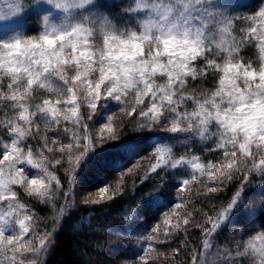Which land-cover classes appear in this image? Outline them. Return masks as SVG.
I'll list each match as a JSON object with an SVG mask.
<instances>
[{"label": "snow or ice", "instance_id": "6c2138e0", "mask_svg": "<svg viewBox=\"0 0 264 264\" xmlns=\"http://www.w3.org/2000/svg\"><path fill=\"white\" fill-rule=\"evenodd\" d=\"M10 7L19 13L25 5L11 0ZM32 7L40 16L36 34L0 35V113L5 117L0 121V264H41L51 234L39 233L36 213L22 201L53 199L61 180L49 169L59 171L65 157L69 183L76 184L92 151L88 122L105 119L109 105H119L136 123L133 134L117 145L121 154L138 152L137 138L162 124H170L165 130L171 133L218 137L216 150L223 155L207 165L195 155L175 158L170 146L152 147V172L169 165L190 166V179L179 181L181 191L200 183L210 199L220 190L218 185L237 172L264 175V0L247 16L227 14L207 0H133L123 12L132 14L135 23L124 27L99 11L94 0H32ZM237 24L242 26L237 29ZM246 48L254 50L252 56L242 54ZM213 74L209 90L188 93L190 78L206 80ZM38 90L47 95L37 100ZM189 101L192 111L186 109ZM69 124L82 134L73 133L69 139ZM114 124L107 116L101 139L106 133L114 140L123 131ZM41 135L42 140H36ZM57 150L59 158L52 163L45 153ZM247 181L245 174L243 183ZM243 183L224 213L215 220L202 213L206 223L195 225L206 247L225 215L240 210ZM109 191L99 188V199L86 203L107 202L119 194L109 196ZM163 198L161 187L149 193L145 203ZM169 216L177 222L164 228L163 240L160 224L145 239L165 244L180 231L187 235L193 214L187 212L181 223L177 204L163 213V225L169 224ZM258 227L247 240L236 242L226 264H264V224ZM180 251L173 249L172 256Z\"/></svg>", "mask_w": 264, "mask_h": 264}, {"label": "trees", "instance_id": "16d2710c", "mask_svg": "<svg viewBox=\"0 0 264 264\" xmlns=\"http://www.w3.org/2000/svg\"><path fill=\"white\" fill-rule=\"evenodd\" d=\"M239 9L246 10L244 15L252 14L257 9L259 0H244ZM98 9L112 20L122 19L123 10L133 3V0H94ZM26 10L22 20L26 31L34 35L37 32L39 20L38 10L32 7V0H23ZM244 8V9H243ZM242 25L237 24L239 29ZM252 48L242 50L245 57L253 55ZM215 74L210 75L206 80H189L188 93L199 95L209 90L215 82ZM194 105L189 101L186 105L188 111L193 110ZM131 109H128L130 111ZM82 114L87 115L86 112ZM113 125L118 131L114 140L104 135L100 138L89 123V134L93 138L90 157L81 165V171L77 176L76 184L69 183L68 173L55 170L57 177L61 180L64 193L71 188L83 192H92L101 187L114 186L119 189V194L114 199L100 203H74V206H63L65 210L62 218H57L52 210L51 203H43L38 200L25 199L38 218L39 232L45 231L51 234V243L43 253L41 264H124L121 260L113 262V248L123 246L121 241L122 231L128 225L133 229L138 228L139 232L148 236L153 227L162 225L160 240H163L164 228L170 225H163V213L181 206V223L187 212L193 214V219L187 229L170 237V242L161 244L155 240H147L148 248L145 250L144 260L147 264H225L219 258L220 251L230 242L231 231H241V239L254 235L259 231V225L264 224V175L259 172L245 173L237 172L235 177L218 185L219 191L212 194L209 199L205 193L207 188L200 183H191L187 189L181 191L179 181L190 179V171L182 174L183 165L176 167L168 166L165 170L157 169L152 172V165L156 163L152 157L153 146H170L175 158L181 156L185 160L192 155L200 157V162L207 165L209 161L216 162L222 157V152L216 150V139L209 134L205 139L198 135L187 133H171L165 129L170 124H162L146 137H138L136 142L139 145L138 152L121 154L117 145L133 134L136 123L124 115L120 108L112 112ZM3 115V113H0ZM77 129V128H76ZM215 131V128H212ZM77 135L81 130L77 129ZM36 140H42L36 137ZM35 141V140H34ZM36 142V141H35ZM34 142V143H35ZM191 149V152H189ZM138 155V156H137ZM182 167V168H181ZM248 175V181L243 183L244 175ZM199 176V173H197ZM206 180V175L203 178ZM243 191L239 203V211L233 209L225 215L223 222L205 246L204 236L201 229L195 225H203L206 218L202 213L213 220L225 212L232 198L238 191ZM216 186V185H213ZM161 187L164 191V198L156 203H145L149 193L158 192ZM74 194L75 190H73ZM144 211H137L140 208ZM61 210V209H60ZM147 212V215L144 212ZM175 219L174 216H169ZM176 219L172 222L175 224ZM171 224V223H170ZM207 227H211L208 223ZM255 229V231H253ZM139 234V233H138ZM182 242H186L187 247ZM180 248V253L173 257L172 250ZM113 254V255H112ZM107 262V263H108ZM136 264V263H134ZM144 264V263H141Z\"/></svg>", "mask_w": 264, "mask_h": 264}, {"label": "rangeland", "instance_id": "374dc122", "mask_svg": "<svg viewBox=\"0 0 264 264\" xmlns=\"http://www.w3.org/2000/svg\"><path fill=\"white\" fill-rule=\"evenodd\" d=\"M207 2L212 4L215 8H218L219 10L224 11L227 14H230L233 16L244 15L245 11H246V10L239 9V8H242V7H240V5L245 2L244 0H207ZM10 5H11V0H0V35H10V34H13L15 32H21L25 35H32L26 31L25 24H23V20H22V17H23L25 10H26V7H24L21 12L15 13L13 11V8L10 7ZM49 10H50L52 15L58 16V12L54 8L50 7ZM98 10L100 11V9H98ZM78 14L79 13L77 12V15ZM121 18L122 19L113 20V23L116 24L118 27H124L126 22H128L129 25L135 23V20L133 19L132 14H124V17L122 16ZM39 20H40V16H39ZM36 27H37V31H38L39 27H40V21L37 23ZM157 82L163 84V83H165V80L158 79ZM45 95H47V93L44 90H38L37 92L34 93V97H36L37 100L40 98H43ZM129 99H130V102H134V96L130 97ZM117 108H120V106L115 105V104L109 105L107 107V109H105V110H107V112L105 113V119H103L102 116L98 120H95V118H94V120L91 124V127H92V129L95 130V132L98 135H100V128H101L102 124L106 122V117L107 116L112 117L113 116L112 112H114ZM4 118H5L4 115H0V121H3ZM41 127L43 128V125H41ZM68 127L70 128V131L65 135H67V137L69 139H71L73 133L77 132V129L73 128V126L71 124H69ZM105 135H107V134L105 133ZM38 137H40V139H42V135L38 136ZM32 142L34 143L35 141H32ZM64 142L67 143L68 141L65 140ZM49 146H51L50 142H49ZM45 155L48 156L49 161H51L52 163H54L55 160L57 158H59L58 150L55 154L45 153ZM182 167H183L182 174H185L186 172L190 171V169H191L190 166L187 164H184ZM61 168H63V172H65V169L68 168L66 157H65L64 166ZM49 170L53 171V173L56 175L54 168H50ZM116 185L117 184H115L114 186L112 185V186L108 187L110 189V191L108 193L109 196L113 195V192H116V191L119 192V189L116 187ZM73 190H75L76 194H74ZM65 193H68V195L65 196ZM65 193H64V189L62 188V185H61V190L59 192H54L53 199L50 201L51 210L57 218H62L63 213L65 212V210H62L63 206H67V208H68V207L74 206V203H78V201L86 203L87 201H89L91 199H96V200L99 199L98 189L93 190L92 192H88V193L83 192L79 195V191L77 192L76 189L71 188L70 191H66ZM29 200H32V199H29ZM22 202L25 203V200ZM28 207H30V206H28ZM174 220H175L174 218L173 219L169 218L168 226L169 225L171 226V224ZM39 233L43 234V233H45V231H42ZM122 234H123V236H122L121 241L123 243V246L120 248H117V249L113 248L111 251L113 254L117 253L116 257L113 256V262H115V261L118 262L117 260L120 261L121 257L119 255H121L122 260H123L122 262H124V264H134V263L141 264V263H144L145 262V260H144L145 254L144 253H145V250L148 248V245H147L148 241L145 239L147 236H144L143 233H142V236H140L141 232H139L138 228L133 229L130 225H128L125 230L123 229ZM241 235H242L241 231H238V232L231 231L229 233L230 242L227 244V246H225L221 249L220 255H219V258L221 260H223L225 262V264H226L227 254L229 252H232V250L235 247L236 242L240 241V240H247L248 239V237L245 239H241ZM42 258H43V253L41 256V261H42ZM107 262L108 261H106L105 264H110L109 262L108 263Z\"/></svg>", "mask_w": 264, "mask_h": 264}]
</instances>
